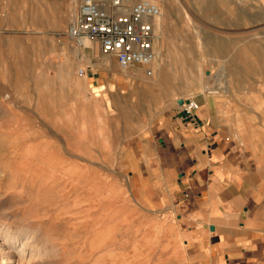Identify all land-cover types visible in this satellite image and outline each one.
<instances>
[{
    "label": "rangeland",
    "instance_id": "rangeland-1",
    "mask_svg": "<svg viewBox=\"0 0 264 264\" xmlns=\"http://www.w3.org/2000/svg\"><path fill=\"white\" fill-rule=\"evenodd\" d=\"M157 1L153 77L170 52L173 65L164 84L142 91L137 69L96 82L93 64L117 60L66 33L80 0H0V264L9 250L5 264H193L176 215L136 199L120 147L154 91L176 104L207 87H245L236 61L264 56V0ZM215 33L223 56L208 65ZM89 65L96 72L84 81Z\"/></svg>",
    "mask_w": 264,
    "mask_h": 264
},
{
    "label": "crops",
    "instance_id": "crops-1",
    "mask_svg": "<svg viewBox=\"0 0 264 264\" xmlns=\"http://www.w3.org/2000/svg\"><path fill=\"white\" fill-rule=\"evenodd\" d=\"M206 49L212 54L206 64H217L223 56L222 36H210ZM170 55L161 61L154 81L131 73L142 91L166 79L165 71L173 65ZM236 62V81L245 87L199 92L193 97L199 103L195 119L179 115L178 100L186 97L174 104L171 94L162 101L156 91L144 96L146 107L130 120L133 129L119 151L136 199L146 208L176 215L193 264H264V56ZM260 62L263 67H256ZM117 64L94 63L96 82L130 74L119 72ZM84 70L94 77L93 67ZM206 72L208 83L216 80ZM256 81L260 84L254 88Z\"/></svg>",
    "mask_w": 264,
    "mask_h": 264
},
{
    "label": "built area",
    "instance_id": "built-area-1",
    "mask_svg": "<svg viewBox=\"0 0 264 264\" xmlns=\"http://www.w3.org/2000/svg\"><path fill=\"white\" fill-rule=\"evenodd\" d=\"M78 13L66 33L79 45L95 42L104 55L114 56L123 69L142 68L151 77L159 59L158 19L161 7L152 0H80ZM81 75L85 74L80 69ZM179 100H182L180 103ZM178 100L180 111L195 119L199 103L192 97Z\"/></svg>",
    "mask_w": 264,
    "mask_h": 264
},
{
    "label": "bare ground",
    "instance_id": "bare-ground-1",
    "mask_svg": "<svg viewBox=\"0 0 264 264\" xmlns=\"http://www.w3.org/2000/svg\"><path fill=\"white\" fill-rule=\"evenodd\" d=\"M155 3H157L160 7H161V9H162V5H160V3L157 1V0H153ZM161 38V37H160ZM90 41V40H89ZM92 42V41H91ZM94 44V43H93ZM91 45V44H90ZM160 53H161V51H160ZM137 70H133L132 72H130V73H136V75L138 76V77H141L142 79H143V81H145V82H147V81H154V80H156V76L157 75H155L154 77L152 76V77H148V76H145L144 75V73H140V68H136ZM166 69V68H165ZM165 72H167V71H165ZM164 71H163V73H165ZM69 74V73H68ZM157 74V73H156ZM168 74H171V73H168ZM70 75V74H69ZM72 76V75H71ZM80 77H82V79L84 80V81H86L87 80V75L86 74H84V75H82V76H80ZM164 77H165V75H164ZM169 77V76H168ZM167 78V77H166ZM67 80H68V78H67ZM79 80V79H78ZM161 83V82H160ZM165 82L163 81V84H164ZM167 84V83H166ZM8 235V234H7ZM11 235H9V237H10ZM8 237V238H9ZM7 238V237H6ZM31 238V237H30ZM3 242V241H2ZM6 243V242H5ZM5 243L3 242V243H1L0 244V246L1 245H5ZM26 244L24 243L23 244V246H25ZM8 248V247H7ZM10 249V248H9ZM8 249V250H9ZM12 250H9V251H7V253L9 254L7 257H6V259L7 260H5V261H3L2 262V264H5V263H9V262H11V260H10V258H12ZM21 258H22V256L18 259V260H15L16 262H17V264H19L20 262H21Z\"/></svg>",
    "mask_w": 264,
    "mask_h": 264
},
{
    "label": "water",
    "instance_id": "water-1",
    "mask_svg": "<svg viewBox=\"0 0 264 264\" xmlns=\"http://www.w3.org/2000/svg\"><path fill=\"white\" fill-rule=\"evenodd\" d=\"M179 102L181 103L182 100H179ZM179 115H180L182 118H184V119H191V117L188 116V115H187V112H185V111H180Z\"/></svg>",
    "mask_w": 264,
    "mask_h": 264
}]
</instances>
